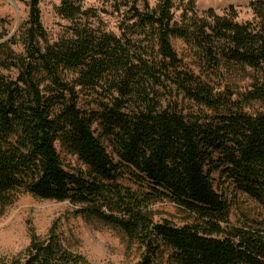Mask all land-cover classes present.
Wrapping results in <instances>:
<instances>
[{"label":"trees","instance_id":"16d2710c","mask_svg":"<svg viewBox=\"0 0 264 264\" xmlns=\"http://www.w3.org/2000/svg\"><path fill=\"white\" fill-rule=\"evenodd\" d=\"M40 3L15 33L0 16V203L69 200L138 242L136 264L166 251L174 264H264V221L230 226L216 189L219 176L264 209V0L247 20L195 0H61L55 36ZM160 200L195 221H156ZM0 264L91 263L54 236Z\"/></svg>","mask_w":264,"mask_h":264},{"label":"rangeland","instance_id":"374dc122","mask_svg":"<svg viewBox=\"0 0 264 264\" xmlns=\"http://www.w3.org/2000/svg\"><path fill=\"white\" fill-rule=\"evenodd\" d=\"M61 0H41L42 20L52 36L59 33L67 23L59 17L56 7ZM199 10L209 7L222 12L229 5H235L240 19L252 18L251 0H195ZM29 0H0V16L10 22L15 33L28 18ZM152 4L156 0H151ZM88 7L101 5V0H84ZM110 29L116 30V16L103 15ZM255 108H264L262 103ZM61 156L68 168L81 164L76 156L58 144ZM218 176V174H217ZM216 189L225 195L230 203V226H248L256 220L264 221V209L248 195L229 186L224 179H216ZM79 206L69 200L40 199L31 194H21L11 205L0 203V262L10 263L26 258L33 240L47 242L57 238L62 247L79 254L91 264H136L142 254V247L131 240L121 229L95 218L76 214ZM150 209L156 221L169 220L181 226L195 221V217L169 200L152 203ZM226 227V226H225ZM162 264H174L168 251L161 259Z\"/></svg>","mask_w":264,"mask_h":264}]
</instances>
